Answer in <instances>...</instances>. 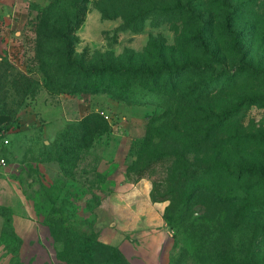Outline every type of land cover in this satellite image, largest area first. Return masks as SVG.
I'll use <instances>...</instances> for the list:
<instances>
[{
    "label": "rangeland",
    "instance_id": "rangeland-1",
    "mask_svg": "<svg viewBox=\"0 0 264 264\" xmlns=\"http://www.w3.org/2000/svg\"><path fill=\"white\" fill-rule=\"evenodd\" d=\"M53 1L29 0L26 26L12 31L11 45L0 42L13 67L0 65V184L2 169L15 170L25 210L42 216L22 226L16 194L0 197V264H131L96 245L112 241L109 210L122 179L149 180L175 221L168 264H264V0H88L70 37V75L45 58L46 77L36 21ZM103 69L129 72L130 88L149 95L160 86H143L141 71L180 70L187 100L177 114L150 97L85 90L82 74ZM18 72L34 81L27 95L11 85ZM201 90L208 96L190 98ZM26 113L36 122L24 123ZM35 134L76 135L25 151L22 136L29 146ZM64 139L73 153L61 164Z\"/></svg>",
    "mask_w": 264,
    "mask_h": 264
},
{
    "label": "crops",
    "instance_id": "crops-1",
    "mask_svg": "<svg viewBox=\"0 0 264 264\" xmlns=\"http://www.w3.org/2000/svg\"><path fill=\"white\" fill-rule=\"evenodd\" d=\"M28 1L0 0V42L4 41L5 47L8 42L10 44L12 31L16 27H23L28 23L31 16ZM26 115L27 113L23 116L24 123L36 122L35 116L30 115L32 118H27ZM59 135L35 134L31 141L33 144L29 146L26 144L25 136H22V144L24 150L27 151L31 147L35 148L39 142L46 143L51 137L56 136L55 138H57ZM16 136L18 137V134ZM29 164L32 165L33 170L40 165L39 162H30ZM26 165L24 164L22 169L26 168ZM15 172L10 168L1 170L6 178H3L0 184L2 190L0 197L9 203L12 201L11 199H14L12 195L14 192L16 203L21 206V209L15 212L14 218L19 219L22 226L26 224L30 226L31 220H37L42 216L25 210L23 206L25 196L20 191L21 182L11 178ZM151 194L152 183L149 180L143 179L131 184L128 179H122L119 189L112 197L109 211L113 218L112 224L115 226L111 243L105 242V244L118 249L131 264L133 261H136L137 264H168L174 247L173 231L164 220L166 205L162 202H154ZM35 228L36 231L40 230L39 226H35ZM41 233L39 232V235Z\"/></svg>",
    "mask_w": 264,
    "mask_h": 264
},
{
    "label": "trees",
    "instance_id": "trees-1",
    "mask_svg": "<svg viewBox=\"0 0 264 264\" xmlns=\"http://www.w3.org/2000/svg\"><path fill=\"white\" fill-rule=\"evenodd\" d=\"M88 3V0H54L52 4L48 7H45L38 15L36 25L38 27L36 33V46L35 54L36 60L39 64V71L46 75L45 70V58H48L54 62V68L62 69L65 71V74L70 75V71L73 68L72 63L70 62L73 58V41L72 37L74 30L79 28L82 23V16L85 15V5ZM102 11V10H101ZM71 39V40H70ZM56 43V44H55ZM52 45H57L54 47L52 52H49L48 49ZM57 57V58H55ZM0 65H3L5 69H13L9 58L0 56ZM167 71H170L167 74ZM24 73H17L14 75V81L11 82V85L14 88V91L22 94H29L33 88L34 81L26 76ZM128 73L122 71H112L111 69H103L101 71H86L82 74L83 88L87 91L99 92L103 91L105 93L114 94L116 92L118 96L123 97L124 99L131 100L135 103H140L146 101L147 98L155 99L158 101L166 102V105L169 106L171 103L175 105L177 114H180V102L186 101L188 94H185L183 90H180V85L177 84L180 79V70L174 72L173 70L164 69L163 72H151L149 70H143L140 72L141 82L143 86L146 83H153L159 85L160 88L157 89V93L154 95H149L144 92H134L130 88L129 81L125 80ZM165 76H168L165 78ZM146 87V86H145ZM149 91V90H148ZM184 93V94H183ZM208 90H201L198 96L192 95L191 99H201L202 97L208 96ZM5 108L0 103V116L5 115ZM85 123H93L96 119L93 114H89L85 117ZM98 131V127L95 128ZM97 131L95 133H97ZM76 134H61L60 140L62 137L68 139ZM85 136L94 137L95 134H82ZM64 139V141L56 148L55 154L60 156L58 160L63 164L62 156H69L73 153L71 148L65 149L64 143L69 141ZM66 140V141H65ZM61 142V141H60ZM62 153V154H61ZM157 160H160L162 156H156ZM50 188L51 186H46ZM197 189H194L190 194L194 195ZM219 199L224 200L222 197ZM154 202H159L152 197ZM167 209L164 212V220L172 230L175 227V221L170 217L166 216ZM173 231V230H172ZM70 237H72V232H69ZM174 236V232H173ZM98 247L111 250L114 254H120L118 249L107 244H96ZM79 251V252H78ZM76 254L84 255L86 254L85 250H81L80 247L74 250ZM61 257V256H60ZM64 261V260H62ZM65 264H75L73 261L68 260L64 262Z\"/></svg>",
    "mask_w": 264,
    "mask_h": 264
},
{
    "label": "built area",
    "instance_id": "built-area-1",
    "mask_svg": "<svg viewBox=\"0 0 264 264\" xmlns=\"http://www.w3.org/2000/svg\"><path fill=\"white\" fill-rule=\"evenodd\" d=\"M6 144H8L9 142L8 141H5ZM1 163H4V160H1Z\"/></svg>",
    "mask_w": 264,
    "mask_h": 264
},
{
    "label": "water",
    "instance_id": "water-1",
    "mask_svg": "<svg viewBox=\"0 0 264 264\" xmlns=\"http://www.w3.org/2000/svg\"><path fill=\"white\" fill-rule=\"evenodd\" d=\"M48 144V142H46Z\"/></svg>",
    "mask_w": 264,
    "mask_h": 264
}]
</instances>
